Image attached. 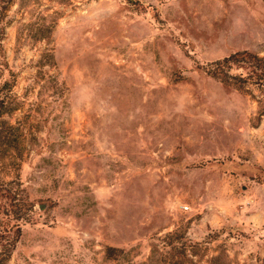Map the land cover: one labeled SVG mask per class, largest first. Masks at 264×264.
<instances>
[{
	"label": "rangeland",
	"instance_id": "rangeland-1",
	"mask_svg": "<svg viewBox=\"0 0 264 264\" xmlns=\"http://www.w3.org/2000/svg\"><path fill=\"white\" fill-rule=\"evenodd\" d=\"M2 24L6 264H264V86L205 70L264 55V0H12Z\"/></svg>",
	"mask_w": 264,
	"mask_h": 264
},
{
	"label": "trees",
	"instance_id": "trees-1",
	"mask_svg": "<svg viewBox=\"0 0 264 264\" xmlns=\"http://www.w3.org/2000/svg\"><path fill=\"white\" fill-rule=\"evenodd\" d=\"M0 11L4 12L12 0H1ZM3 31L4 25L0 26ZM0 64L7 67V60L2 52L0 42ZM232 68L241 69L240 72H230ZM206 72L212 76H220L223 79L234 77L241 82H253L264 86V55L249 50L247 48L235 50L227 55L211 61L205 68ZM16 75L9 72V77L4 78L0 84V114L5 107L3 89L10 90L15 84ZM1 132V126H0ZM18 194L14 188L6 184L0 178V264H6L11 256V252L21 234L23 223L20 214L21 207L18 205ZM171 264H186L181 260H175Z\"/></svg>",
	"mask_w": 264,
	"mask_h": 264
},
{
	"label": "built area",
	"instance_id": "built-area-1",
	"mask_svg": "<svg viewBox=\"0 0 264 264\" xmlns=\"http://www.w3.org/2000/svg\"><path fill=\"white\" fill-rule=\"evenodd\" d=\"M184 207H186V205H184Z\"/></svg>",
	"mask_w": 264,
	"mask_h": 264
}]
</instances>
